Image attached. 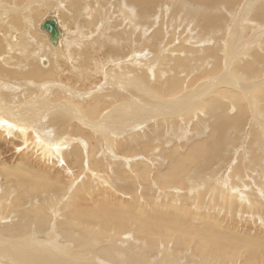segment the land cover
Instances as JSON below:
<instances>
[{
    "label": "bare ground",
    "instance_id": "1",
    "mask_svg": "<svg viewBox=\"0 0 264 264\" xmlns=\"http://www.w3.org/2000/svg\"><path fill=\"white\" fill-rule=\"evenodd\" d=\"M156 4L168 14L155 29ZM0 134L22 140L12 163L0 158V194L24 198L0 195V264L43 263L28 246L38 235L61 239L52 264H259V234L245 225L264 227V0H0ZM59 185L71 203L91 189L101 205L53 223L42 201ZM214 193L237 207L229 230L202 212L184 218L185 204H215Z\"/></svg>",
    "mask_w": 264,
    "mask_h": 264
},
{
    "label": "rangeland",
    "instance_id": "2",
    "mask_svg": "<svg viewBox=\"0 0 264 264\" xmlns=\"http://www.w3.org/2000/svg\"><path fill=\"white\" fill-rule=\"evenodd\" d=\"M167 4H169V5H167V6H171L172 4L170 3V2H167ZM157 5V7H156V9H155V11H154V13L152 14H150V17H148V19H152L153 21L149 24V25H151V26H149V27H153V28H157V26H155V25H153V24H157L158 22H159V20H160V18H161V22H164V20H163V18L161 17V16H167L166 15V13L168 14V12H166V11H164V9H163V6H161V9H160V6L158 5V4H156ZM226 8V7H225ZM224 8V10H227V9H225ZM163 10V12L161 13V11ZM158 11V12H157ZM239 11H240V9H239ZM161 13V14H160ZM45 14V13H44ZM43 14V15H44ZM163 14V15H162ZM161 15V16H160ZM172 15L173 16H175L173 13H172ZM154 16H158V17H154ZM169 16V18H173V16H171V13L168 15ZM171 16V17H170ZM155 20V21H154ZM163 20V21H162ZM230 20V19H229ZM40 21V20H39ZM157 21V22H156ZM156 22V23H155ZM226 23L228 22V20L227 21H225ZM245 21L243 22V23H240V25H238V29H239V31H241V30H245L244 29V25H245ZM229 26H230V24L229 23H227ZM243 24V25H242ZM238 29H235V30H238ZM75 30L74 28H71V33L73 32V31ZM228 30V29H227ZM142 31H144V29H142ZM75 32V31H74ZM241 32H244V31H241ZM231 37V35H228L227 37H225L224 38V40L225 39H228V38H230ZM141 40L143 41V38L141 37ZM141 41V42H142ZM140 42V43H141ZM145 41H143L142 43H144ZM141 43V44H142ZM239 47V46H238ZM222 57V56H221ZM107 65H108V62H107V64H106V72H107V69L110 67V66H108V68H107ZM154 65V64H153ZM153 65H151V66H153ZM155 67V68H154ZM156 67L157 66H153V67H151V68H153V70H155L156 71ZM150 68V70L149 71H153L152 69ZM158 69V68H157ZM110 70V69H109ZM111 72H113L112 70H110ZM154 72V71H153ZM100 74H96V77L92 80V82H91V84H94V86L95 85H100L103 81H105V75H102V77L100 76ZM97 78V79H96ZM107 78H109V76H107ZM95 80V81H94ZM101 81V82H100ZM86 86H85V90H90L91 89V87L93 86H91V85H87V84H85ZM89 88H88V87ZM184 131V130H183ZM0 138H1V134H0ZM15 139H17V140H14V141H12V144H9V143H5L3 140H2V138L0 139V158H2L3 156H5L4 158H6V161H8V162H10V163H12L13 162V159H14V156H15V154H14V149L16 148V149H18V148H20V146H21V142H22V140H19V138H15ZM178 139L179 138H173V140H172V143H173V141L175 142V143H178L177 141H178ZM242 139V140H241ZM240 140L243 142V138H240ZM239 140V141H240ZM83 141H85V140H83ZM120 141H122V142H124V143H126L124 140H118V141H116V153L118 152V157H120L121 159L122 158H125V157H127V156H129V153H128V151H127V154L125 153L126 152V150H127V143H126V146H125V148H122L121 149V147H118L117 146V143L118 142H120ZM239 142V146H238V148H240L241 147V143L242 142ZM9 142V141H8ZM10 142H11V139H10ZM86 142V141H85ZM5 143V144H4ZM14 143V144H13ZM100 144H102V143H100ZM94 148H96L97 149V145H95V147ZM237 148V149H238ZM22 149H25V147H23ZM99 149V148H98ZM124 150V151H123ZM72 154L71 155H61V156H64L61 160H63V163H66V164H68V163H70V161H68V160H71L72 159V157H73V152H71ZM95 153H97V150H96V152ZM123 153H125V154H123ZM37 154V153H36ZM7 156V157H6ZM37 156V155H36ZM72 156V157H71ZM13 157V158H12ZM37 158H39L38 156H37ZM67 159V161H66V159ZM119 158V159H120ZM128 158V157H127ZM12 160V161H11ZM65 160V161H64ZM72 161V160H71ZM232 161H235L234 159H232ZM254 166V164H251V166ZM251 166L249 165V169H245L244 171H249L250 173H252L253 172V174L254 175H259V172H260V169H263V168H259L258 166H255V167H257L255 170H254V168L255 167H252L251 168ZM259 168V169H258ZM252 169V170H251ZM123 170V169H122ZM255 171V172H254ZM257 172V173H256ZM98 173V172H97ZM127 173V172H126ZM126 173H124V174H126ZM227 184H224L223 185V190L225 191L226 189H225V187H229V184L231 183V182H226ZM9 186H13L12 184L11 185H9ZM63 185H59V187H58V191L56 192V193H53V194H51V193H48L47 194V199L45 200V201H42L43 203H47V204H49L50 206H51V209H52V211L55 213V216H54V219L56 220L57 219V215L59 216V218H61L62 220H66L67 221V219L66 218H68L69 217V212H70V210H71V207L72 208H74V210H80L79 208H84V207H86V206H89V207H92L93 206V204H94V202L95 201H97L96 203L97 204H99L100 202H99V197H100V195L99 194H97L95 191H93L92 190V192H91V189H89V190H86V191H79L78 192V194H76V195H72L71 197L74 199V203L72 202H70V199H66V196H68L67 198H69V195H66L64 192V187H62ZM60 187H61V189H60ZM237 187H238V189L240 190V191H242V192H245V193H248L247 191H245V190H243L242 189V185H237ZM5 188L6 187H4V188H2L1 190V193L5 190ZM12 188V187H11ZM213 188H214V186H213ZM212 188V189H213ZM4 189V190H3ZM10 189V188H9ZM12 194H11V193ZM17 192V193H16ZM46 192V191H45ZM19 193V194H18ZM7 194V193H6ZM6 194H0L1 196H4V197H6ZM11 196H13V197H11L10 198V195ZM9 194H7V196L9 195V200H12L14 197L16 198L15 200H17L18 199V201H22V203H23V195L22 194H20V192H18V191H14L13 190V188L12 189H10L9 190ZM22 195V196H21ZM214 196H216L217 194L216 193H214L213 194ZM56 196V197H55ZM19 197V198H18ZM107 197V196H106ZM106 197L105 198H103V200H105V201H103L104 203L106 202L107 203V206H109L111 203H112V200H107L106 199ZM116 201H118V199H116L114 196H112ZM65 198V199H64ZM76 198V199H75ZM112 198V199H113ZM199 198V199H198ZM196 200H194V201H190V202H188V204H185V206H183V207H186V209H187V211L185 212V215H184V218L187 220V221H191V220H193V219H195V221H193V222H198L199 223V221H200V216H201V213H199V212H202L203 214H204V216H207V218L211 221V219H212V223H214V224H216V225H221V227L222 228H224V230L225 229H227V230H229L230 229V226H232L231 225V223H232V221H230V222H226L225 221V218L227 217V215L228 216H230V213H231V211H232V209H236L237 207L236 206H230V205H225V204H218V199H220V200H222V198H220V197H218V195H217V197H215V200H214V202H216L214 205L210 202V200H209V197H207V198H200V197H198ZM64 199V200H63ZM113 199V200H114ZM201 199V200H200ZM65 200H66V202H67V205L65 204L66 202H65ZM85 200V201H84ZM95 200V201H94ZM114 200V202H116ZM207 200V201H206ZM52 201V202H51ZM56 201V202H55ZM62 202V203H58V202ZM64 201V202H63ZM70 202V203H69ZM84 202H86V203H84ZM113 202V203H114ZM194 202V203H193ZM202 202V203H201ZM204 202V203H203ZM207 202V203H206ZM55 203V204H54ZM112 203V204H113ZM196 203V204H195ZM198 203V204H197ZM208 203H209V205H208ZM211 203V204H210ZM62 204V205H61ZM69 204H71L70 205V207H69ZM103 204V203H102ZM109 204V205H108ZM193 204V205H192ZM200 204V208H198V206L197 205H199ZM257 204H260V202H258L257 201ZM59 205H60V207H59ZM99 205H101V204H99ZM105 205V204H104ZM195 205V207H196V210H198V211H194V210H191V211H189V209L190 208H195V207H193ZM202 205V206H201ZM205 205V206H204ZM217 205V206H216ZM221 206V207H219V206ZM54 206H56V207H54ZM64 206V207H63ZM66 206H68L67 208H66ZM191 206V207H190ZM207 206V207H206ZM210 207V209H214V208H218V209H222L223 208V210H222V214H218V209H214L215 211H211L210 209H209V207ZM59 209H58V208ZM231 207V208H230ZM235 207V208H234ZM241 209H246V206H239ZM245 207V208H244ZM27 209L28 208H30L29 206H27L26 207ZM62 208H64L65 210H64V212H63V209ZM78 208V209H77ZM204 208V209H203ZM207 209V211H206V209ZM251 207H247V209H250ZM62 209V210H61ZM99 209H102V206L101 207H99ZM209 209V210H208ZM231 209V210H230ZM68 210H69V212H68ZM200 210V211H199ZM202 210V211H201ZM225 210V211H224ZM227 210V211H226ZM61 211V212H60ZM209 211H211V212H209ZM230 211V212H229ZM198 212V213H197ZM229 212V213H228ZM58 213V214H57ZM190 213V214H189ZM197 213V214H196ZM214 213V214H213ZM226 213H228V214H226ZM198 214H200V215H198ZM61 216V217H60ZM186 216V217H185ZM220 216V217H219ZM239 216V215H238ZM189 218H191V219H189ZM217 218V219H216ZM238 219H240V217H238ZM57 221V220H56ZM215 221V222H214ZM89 222V221H88ZM249 221H246V223H248ZM53 223H57V224H59L60 223V221H57V222H53ZM237 224H241V222H236ZM224 224V225H223ZM242 225V224H241ZM55 227L57 226V225H54ZM227 226V227H226ZM248 226V227H247ZM245 227H247L245 230H246V233H245V235L247 236V234L248 233H250L251 235L250 236H252V232L254 233H257L258 232V237H254L253 238V240L256 242V240L259 242V244H261V245H258V249H257V251L255 252V256H256V258H260V260H259V264L261 263L262 264V262H260L262 259H264L263 257H264V254H263V252H264V227L263 226H261V225H259V226H253L252 225V223L251 222H249L248 224H246L245 225ZM261 227H263V228H261ZM231 228H233V227H231ZM260 229V230H259ZM251 230V231H250ZM262 230V231H261ZM261 231V232H260ZM262 236V237H261ZM44 238V239H43ZM52 238H53V240H52ZM42 239V240H41ZM59 237H56V235L55 236H52V235H46V236H44V235H38V236H36V237H32L31 236V243H33V245L31 244V245H28L29 247H30V252H38V259H41L40 257H44V262L43 263H41V262H36L37 264H52V262H51V257L54 255V254H61V252H63V250L61 249V247H62V245H60V243H59ZM39 241V243L38 242H36V241ZM44 240V241H43ZM48 240H50V241H48ZM61 240V239H60ZM263 241V242H262ZM37 244H36V243ZM263 243V245H262V243ZM45 243V244H44ZM4 246V244H3V242L2 241H0V248H2ZM39 246V247H38ZM52 246H54V247H52ZM263 247V248H262ZM35 248H37V249H35ZM40 248V249H39ZM57 248V249H56ZM209 248V247H208ZM256 248H257V246L255 245V250H256ZM33 251H32V250ZM42 249H43V251H42ZM233 249V248H232ZM261 249H263V251L261 250ZM38 250V251H37ZM48 250H49V252H48ZM58 250V252H55V251H57ZM50 251H52V252H50ZM259 251V252H258ZM39 252H41V253H39ZM189 252H190V254L193 252L194 253V256H197V257H201V258H203V257H208V260H211V259H214L213 258V256L211 255V251H207V252H204L202 255H204V256H200V253H197V252H194L193 250H188V254H189ZM240 252V251H239ZM243 252V251H242ZM242 252H240L239 254H240V256H238L237 258H235V259H238L239 258V260L242 262L243 261V257L244 256H242L241 254H242ZM4 253V251H2V250H0V255H2ZM256 253H257V255H256ZM63 254V253H62ZM7 255V254H6ZM47 255V256H46ZM259 255V256H258ZM261 255V256H260ZM8 256V255H7ZM12 255H10V257H9V262L8 261H6V263L5 264H26L27 262H29V261H24L23 262V260L24 259H22V257H21V260H20V258L18 257V258H16V257H14L13 258V256L11 257ZM19 256V255H18ZM13 258V259H12ZM47 258H48V260H47ZM10 259H12V260H10ZM230 259V260H229ZM229 259H228V261L227 262H230V261H232V259H233V257L231 258V257H229ZM258 259H256V260H258ZM18 261V262H17ZM262 261H264V260H262ZM35 262L34 263H32V262H29L30 264H35ZM51 262V263H50ZM29 263H27V264H29ZM4 264V263H3Z\"/></svg>",
    "mask_w": 264,
    "mask_h": 264
},
{
    "label": "water",
    "instance_id": "3",
    "mask_svg": "<svg viewBox=\"0 0 264 264\" xmlns=\"http://www.w3.org/2000/svg\"><path fill=\"white\" fill-rule=\"evenodd\" d=\"M40 29L47 31L49 33V39L55 43L56 39L60 35V31L56 28V22L52 19L45 18L40 24Z\"/></svg>",
    "mask_w": 264,
    "mask_h": 264
}]
</instances>
